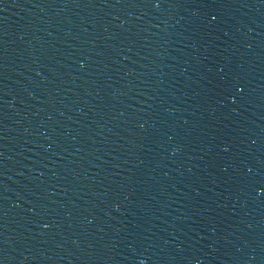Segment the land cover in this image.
<instances>
[{"label":"water","instance_id":"1","mask_svg":"<svg viewBox=\"0 0 264 264\" xmlns=\"http://www.w3.org/2000/svg\"><path fill=\"white\" fill-rule=\"evenodd\" d=\"M0 264H264V0H3Z\"/></svg>","mask_w":264,"mask_h":264},{"label":"snow or ice","instance_id":"2","mask_svg":"<svg viewBox=\"0 0 264 264\" xmlns=\"http://www.w3.org/2000/svg\"><path fill=\"white\" fill-rule=\"evenodd\" d=\"M2 2H3V0H0V3H2ZM156 2L159 3L160 0H156ZM212 19L214 20L215 19V16H213ZM249 171L251 172V169H249Z\"/></svg>","mask_w":264,"mask_h":264}]
</instances>
